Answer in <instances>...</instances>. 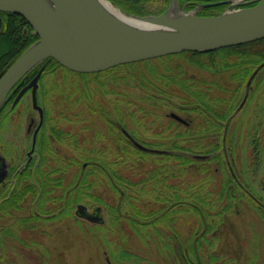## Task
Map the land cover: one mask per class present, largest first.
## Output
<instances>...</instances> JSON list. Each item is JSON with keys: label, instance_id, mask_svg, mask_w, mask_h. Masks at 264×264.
Here are the masks:
<instances>
[{"label": "rangeland", "instance_id": "1", "mask_svg": "<svg viewBox=\"0 0 264 264\" xmlns=\"http://www.w3.org/2000/svg\"><path fill=\"white\" fill-rule=\"evenodd\" d=\"M151 3L154 5L151 9L155 13L163 10L161 0H153ZM113 5L119 7L114 3ZM8 48L9 44L0 38V53L6 52ZM191 70L213 79L215 85L218 84V87L213 88L214 96L219 97L224 104L230 102L238 84L230 77L232 71L211 74L198 68ZM107 75L112 78L98 79L94 74L83 77L60 67L45 73L41 79L39 97L44 100L48 109H52L50 112L52 115L61 114L56 117L57 126L60 130L70 132L74 138L68 139L60 132L61 135L57 139L49 135L43 151L39 145V152L44 153V162L41 164L44 171L42 176L49 178L53 188L49 189L48 196L54 197L56 204L48 200L43 209L39 208V191L33 189L34 186L28 185L27 180H24V184L22 183L21 189L18 190L20 193L17 194L21 197L16 199L18 202L14 207H11L7 201L13 191L0 194V264L2 260L16 264H137L129 253L127 256L125 252L122 253L126 250L146 256L152 262L165 261L166 264H171V260L166 262L167 259H164L153 240L149 242L150 244L143 243L148 239L142 242L141 235L133 229V217L129 215L136 211V219L139 223H144L151 233L149 237H153L155 241L162 240L158 238L159 230L170 229L168 217L171 213H174L176 218L181 216L177 229L183 237L187 238L188 233L198 227L197 215L195 216L192 211L185 212L188 209V201L185 198L164 200L161 197L158 202L154 199L155 195L150 188L142 190L133 185L132 188L126 187V189L128 188V191L132 189L135 198L124 200L123 195L111 184L114 179L112 169L116 170L117 165L116 167L111 165L109 168L111 170L97 175L93 183L91 182L93 174L89 172L85 174L81 171L88 169L95 161L91 158L95 156L92 153V149H95L98 161L118 163L119 176L128 175L130 170L133 179H138L149 168L147 164L152 165L151 160L145 162L144 159L140 160L136 157L132 168H127V162H122L118 155L120 138L116 137L117 126L122 124L123 129L141 143L167 141L169 136L163 139L157 132L170 133L171 128H174L170 126L173 117L169 116L171 109L168 103L171 104V101L166 102L167 105L156 103L150 98L148 88L143 87L147 91L144 92L141 86L129 82L132 79H123L124 71L113 70ZM260 75L264 77V71ZM258 82L259 79L254 84L255 87ZM255 87L250 96L251 101L250 99L248 101L247 113L243 115L245 111L240 112L235 117L233 128L225 132V139L227 135L229 141L231 140V143H228L229 148L232 149L233 145V159L230 153L229 159H232L235 167L233 172L238 174L237 178L232 179L231 192L233 187H240L241 190L238 192L247 190L248 194L257 197L261 202L260 205L264 207V84L256 87L257 89ZM139 88H142L141 91ZM31 92L25 93L22 101L20 100L12 111L11 118L8 121L1 120L0 123V155H5L13 170L25 162L26 151L32 140L31 135H27L26 129L32 120L34 122L38 120V113L32 108ZM242 94L243 89L239 100ZM127 102L131 103L130 108L125 107ZM7 107L8 104L1 111L3 112ZM69 108H74L75 112L72 121L64 118ZM175 113L185 119L190 118L187 112L175 111ZM244 117L246 120L243 124ZM105 118L109 122H106ZM18 125L22 126L20 131L16 130ZM255 137L261 139V166L254 163L260 160L258 151L255 150ZM127 138L134 149H139L128 135ZM121 139L123 144L124 138ZM6 143L9 146H21V155L18 159L15 153L9 155L6 151ZM47 151H50L51 155ZM141 151L139 149V152ZM215 171L213 183L216 189L225 177L233 178L229 163L220 166L219 171ZM78 172L86 178L90 187L85 189L84 192L87 193L79 202L73 203L71 190L74 189L73 180ZM202 177L203 173H198L199 181ZM70 182L73 187L64 190ZM64 194L67 196L70 194L71 202L68 203L71 204L70 206L65 204L66 209L62 213L59 211H63L64 208ZM247 197L243 196L235 201V211L226 217L221 229L217 231L219 241H215L212 248L217 247L229 252L231 257L234 255L237 257L235 263L254 264L258 258L259 263L264 264V211L260 215L255 201L248 195ZM177 200H180V205L171 204ZM80 204L85 205L89 212H94L100 207L103 221L93 222L80 216L78 214ZM58 206L63 208L59 209ZM110 206H114V209H110ZM151 210L153 211L149 215ZM161 215H166V218H162ZM115 216L117 217L113 219ZM141 234L146 237L143 231ZM161 234L165 235V233ZM171 245L179 256V263L190 264L186 259L190 255H187L184 246L180 245L176 237Z\"/></svg>", "mask_w": 264, "mask_h": 264}, {"label": "trees", "instance_id": "2", "mask_svg": "<svg viewBox=\"0 0 264 264\" xmlns=\"http://www.w3.org/2000/svg\"><path fill=\"white\" fill-rule=\"evenodd\" d=\"M111 1L128 13L138 15L155 13V11L151 9L154 6L151 3L153 0ZM181 2H183V0H181ZM161 3L163 4L164 9L169 3V0H161ZM0 38L4 39L9 44L7 51L0 53L1 78L13 62L32 43H34L39 36L29 23L20 15L0 11ZM263 60L264 38L208 52L184 51L155 59L119 65L112 69L94 74L95 78L98 79H111L112 76L109 77L111 74L108 76L107 73H112L113 70L124 71L125 75L123 76V79H132L129 82H132L135 86L148 88L151 94L150 98L154 99L156 103L167 105V103L171 101V104L168 103L171 112H187V114L190 115L189 125L171 119L170 126H174V128H171V131H169L170 133L163 131L157 132V134L163 139L169 136L167 141L155 142L156 146L154 147L163 151L160 153L139 152V149H134L131 146V143L128 142L126 133H123L124 141L120 148H118V150L121 151V153L118 151V155L122 159V162H127V168H132V165L136 162V157L140 158V160L144 159L145 162L151 160L152 165L146 163L149 168H147L143 176L138 177V179H133L130 170L128 171V175L119 176L118 163L109 164L104 160L98 161L95 149H92V153L95 154V156L91 157L95 161L90 164L88 169H81L83 173L89 172L93 174L94 177L91 180L93 183L97 175H100V173L106 172L107 170H111L109 169L111 165H113V167H116L117 165L116 170L112 169L114 179L111 181V184H113L112 187L117 192H120L123 195L124 200L125 198H128L129 200L135 198L132 189L128 191V188H132L134 185L136 188L140 187L142 190L150 188L151 191H153V195H155L154 199L158 202H160L161 197L164 200L185 198L188 201V209L185 212L189 213L192 211L195 216L197 215L198 227H195L193 231L188 233L187 238L183 237L182 233L177 229L178 220L181 216L176 218L173 215L174 213H171V216L168 217L171 224L170 229L167 231H164L163 229L159 230L158 238L162 240L155 241V244L158 245L159 252L164 256V259H167L166 262L171 260V264H180L179 256L171 245V243H174L176 237L180 245L184 246L183 249L187 255H190L186 258L188 261L187 263L245 264V262L235 263L234 260H236L235 258L237 257L234 255L231 257L229 252H225L217 247L212 248L214 242L219 241L217 231L221 229L226 217L235 211V201L243 196L247 197V195L243 192H231L233 178L229 176L221 180L219 188H215L213 183L216 175L215 167L217 163L220 164V166L224 165V155L221 151L222 144L220 142L217 143L216 141H211L209 144L201 146L199 135L208 134L210 137L213 133L211 130L216 123V120H223L229 115L232 107H235L236 102L239 100L240 92L251 71ZM42 65L45 66L44 74L60 67L67 70L53 58H47L41 66ZM38 68L34 69V73ZM191 68H198L203 72H210L211 74L232 71L230 77L233 80H236L238 84L237 90L233 91L234 96L230 99L231 103L226 105L224 102L222 103V100L219 97L217 98L214 96L213 88L218 87V84L215 85L216 83L213 79L196 74ZM69 72L83 77L89 75L72 71ZM32 73L33 72H29L24 79H22L19 83L21 87L28 82ZM142 88H139V90L141 91ZM142 91L147 92L145 89ZM220 102L221 106H219ZM130 104L129 102H127V104L125 103V107L130 108ZM202 130H205L204 133H201ZM60 132L63 133L62 135L67 134L65 131L58 129V134L56 132L58 137L61 135ZM124 132L127 131L124 130ZM215 132L217 134L219 133L215 136V138L218 139L221 132H219V130ZM260 147V143L255 145V150L258 151V157H260ZM138 152L141 156H139ZM203 153L207 154L209 158H194L195 154ZM39 173V180L37 177L34 179V177L32 178V176H29V178H31V183L29 185L34 186L33 189L36 190L39 188V208L43 209L48 203V200L55 203V199L54 197L48 196L49 189L53 188V186L48 177L46 178L45 176H42L44 171L41 169L40 164ZM198 173H203V177L200 181L199 178H197ZM74 179V189L71 190V198L74 200L73 203H77L87 193L84 191L87 187H90V184L87 183L86 178L81 176L79 172ZM119 179L121 181H119ZM56 180L60 181L59 178H56ZM36 181H39L38 186L36 185ZM21 183L22 181L20 179L15 190H13V193L7 198L8 200L6 199L11 207H14L18 202L16 199L21 197V195L17 194L20 193L18 192V190L21 189L20 186L24 184ZM70 186H72L71 182L69 183V186L64 187V190H68ZM126 187L128 188L126 189ZM237 188L238 187H233L232 190L234 191V189ZM198 190L200 191L198 192ZM34 194L36 195V193ZM64 199V208H59L58 206L59 209L63 208V211H59L62 213L66 209L65 204L67 206H70L69 204H71L68 203L71 202L70 194L68 196L64 194ZM161 203L166 204L168 202ZM179 203L180 200H177L171 204L180 205ZM106 205H108V203H106ZM110 209H114V206H110ZM153 210L150 211L149 215H151ZM258 212L260 215L263 214V211L260 208ZM136 215L137 212L134 211V214L131 213L129 216L133 217V229L138 235H141V240L143 242L149 238L151 233L144 223L138 222ZM116 217L117 216L113 217V219ZM161 217L166 218V215H161ZM141 231H143L146 237L142 236ZM161 233H165V235ZM143 243L148 244L149 242L146 240V242ZM124 252L126 253V256L129 253L133 257V261L137 264L140 263L141 260L142 263L140 264H166L165 261L152 262L146 258V256L143 257L140 254L136 255L130 250L123 251L122 253ZM255 255H257V253H255ZM1 262V264H16L15 262L9 263L6 260H2ZM254 264H260L258 258Z\"/></svg>", "mask_w": 264, "mask_h": 264}, {"label": "water", "instance_id": "3", "mask_svg": "<svg viewBox=\"0 0 264 264\" xmlns=\"http://www.w3.org/2000/svg\"><path fill=\"white\" fill-rule=\"evenodd\" d=\"M103 1L110 2L0 0V11L21 15L39 36L0 78V109L17 82L47 58H54L75 72L93 73L124 63L183 51H212L264 38V0H249L247 3L256 4L207 16L182 11L179 0H170L167 9L157 15H129L122 11L143 20L142 25L123 20L107 9ZM263 66L264 61L253 71L247 85ZM42 72L43 68L14 101L17 103L32 88L33 107L41 115L43 108L37 102V88ZM247 96L248 92L239 109ZM170 116L188 123L177 113ZM137 146L145 148L139 143ZM4 175L0 170V178ZM78 208L80 216L93 222L103 221L100 208L93 213H89L85 205L80 204Z\"/></svg>", "mask_w": 264, "mask_h": 264}, {"label": "flooded vegetation", "instance_id": "4", "mask_svg": "<svg viewBox=\"0 0 264 264\" xmlns=\"http://www.w3.org/2000/svg\"><path fill=\"white\" fill-rule=\"evenodd\" d=\"M242 1L245 2V1H249V0H242ZM236 2H237L236 0H187V1L183 0V2H181V0H180L181 7L183 9H185V10H192L193 9V10H195V12H197V14H201V15L218 14V13L226 10L228 7H233V5L236 4ZM207 3H212V4L215 3V4L210 5V6H205L202 8H198L199 5H204ZM263 61H261L260 63H262ZM260 63H258L254 67V69L251 71L250 75L248 76V78L244 84V87H243L242 97L240 100H238L236 102L235 107L234 106H233L234 108L232 107L229 115L223 120H219V119L216 120V123L213 125V128L211 130V131H213V133L211 134L210 137L208 134L207 135L206 134L199 135V138H200L199 142H200L201 146H205V145L209 144L211 141L212 142L216 141L217 143L220 142L222 144L221 151L224 155V164L229 163L230 172H233L235 170V167L232 164L233 145H232V149L229 148L230 144H228V143H231V140L229 141V139L227 138V135H226V139H225V132H228L229 130H231V127L233 128V123L235 122V117H237L240 114V112L243 113L245 111V113L243 115H245L247 113L246 110L248 111V108H247L248 101H249V99L251 101L250 96H251L252 90L255 87L254 84L256 83V81L259 79V82L257 83L258 85L256 84L257 88L264 84V81H263L264 77L260 75L261 72L264 71V68H263L264 66H263L257 72V74L254 76L250 85H247L251 74L253 73V71L256 69V67ZM32 74L34 75L35 73H32ZM33 75L29 78V80L26 84H28L31 81V78L33 77ZM261 81H263V82H261ZM26 84H24L23 86H25ZM40 84L41 83L39 82V87L37 90V96H38V103L43 108V114L41 115L40 112H38L36 109H34L32 107L38 113V120L36 122H34L32 120L31 123L29 124L28 129H26L27 135L30 134L32 140H31L29 148L26 151L25 162L20 167H17L15 170H13L12 165L9 163V161L7 160L5 155L4 156L0 155V161H3L2 163L0 162V170H2L4 168L6 171L5 175L2 178H0V194L4 193V192H12L13 190H15V187L18 185L20 179H21L22 183L24 182V180H27V183L29 185L31 183V178H29V176H32V178L34 177V179H35V177L39 178V175H40L39 164L41 166V163L44 162V153L39 152V145L41 146V149L43 151L44 150L43 147H45L46 144L48 143V137L50 134H51L50 136L53 137L54 139L58 138V135L56 134V132H58L59 127L57 126L58 125V119L56 117H58L60 113H57L56 116H54L50 113L52 111V109H48L45 106L44 100L39 97V89L41 88ZM23 86L21 87L19 85L9 95V98L6 102V104H8V107L0 115V123H1V120L8 121V119L11 118L12 111L15 109V107L20 102V100H19L16 104H14V100H15L16 96L18 95L19 91L23 88ZM28 91L31 92V90H28ZM246 92H248V96H247L242 108L239 109V106L241 105V102H242ZM230 103L231 102H228V104H230ZM228 104H226V105H228ZM219 106H221V103ZM237 109H239V110H237ZM61 113H62V111H61ZM72 115L73 116L75 115L74 108L68 109L67 115L65 117L64 116L63 117L69 121H72V119H74V118H72ZM227 119H228V124H227ZM105 120H106V122H109L107 118H105ZM245 120L246 119L244 117L242 120L243 124H244ZM185 125H188V124H185ZM21 128H22V126L18 125L16 127V130L20 131ZM217 130H219V132H221V135L218 136V139L220 141L217 138H215V136H217L219 134V133L218 134L215 133V131H217ZM204 131L205 130H202L201 133H204ZM116 132H117L116 137L120 138V139H118V141H119V144L121 146L122 145V139L121 138H123V133H124V129L122 127V124L117 126ZM233 132L235 133V129L233 130ZM66 133L67 134H65V135L68 137V139L74 138L70 132L67 131ZM257 139H258V137H255V139H254L255 145L257 143H260V145H261V142H260L261 139H258V141H257ZM130 140L134 144L136 142H139L132 136H130ZM21 141L23 142V140H21ZM52 141L54 142V140H52ZM139 143H141V142H139ZM7 144L8 143H6V148H7L6 151L9 153V155H12L15 153L16 159H18L21 155V146L20 147L17 145L9 146ZM141 145L145 148H140V147H138V148L141 149L145 153H157V151H162V150H159L158 148L154 147V146H156V143L152 142V141H146L145 143H141ZM259 149H260L259 150L260 151V160H258L256 162L254 161V163L258 166H261V164H262V150H261V148H259ZM47 153H49L51 155L50 151H47ZM158 153H160V152H158ZM229 153L231 154L232 159H229ZM219 168H220V164L217 163L215 170L219 171ZM41 169H42V166H41ZM232 175H233L232 176L233 179L238 177L237 172H233ZM36 185L37 186L39 185V181H36ZM37 190L39 191V188ZM239 190H241L240 187H238L237 189H234L233 192H236V191L238 192ZM242 192L247 194L250 198H252L255 201L258 208H260V209L262 208L263 210L262 209L261 210L264 211V207H262L260 205L261 202L257 197L248 194L247 190L243 189ZM37 214L39 215L38 212H37ZM151 240H153L155 242V239L153 237H151V238L149 237L148 242H151Z\"/></svg>", "mask_w": 264, "mask_h": 264}, {"label": "bare ground", "instance_id": "5", "mask_svg": "<svg viewBox=\"0 0 264 264\" xmlns=\"http://www.w3.org/2000/svg\"><path fill=\"white\" fill-rule=\"evenodd\" d=\"M103 3H104V5L107 7V9H109L110 11H112L115 15H117V16H119L120 18H122L123 20H125V21H127V22H129V23H131V24H134V25H142L143 24V20H141L140 18H138V17H133V16H129V15H126L125 13H123L122 11H120L118 8H116L115 6H113L112 5V3H110V2H107V1H103ZM215 3H213V4H211V5H214ZM24 18V17H23ZM25 19V18H24ZM26 20V19H25ZM37 34V33H36ZM38 40V39H37ZM36 40V41H37ZM251 42V41H250ZM248 43V42H247ZM33 44V43H32ZM23 54V53H22ZM21 54V55H22ZM20 55V56H21ZM19 56V57H20ZM18 57V58H19ZM17 58V59H18ZM16 59V60H17ZM15 60V61H16ZM14 61V62H15ZM13 62V63H14ZM33 69H34V67L31 69V70H29L28 72H33ZM99 72H102V71H99ZM4 75V74H3ZM2 75V76H3ZM1 76V77H2ZM14 88V87H13ZM13 88H12V90H13ZM1 163L3 162V161H0ZM4 172H6L5 171V169L3 168L2 169Z\"/></svg>", "mask_w": 264, "mask_h": 264}]
</instances>
